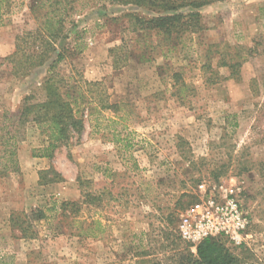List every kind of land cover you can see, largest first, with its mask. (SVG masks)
I'll return each mask as SVG.
<instances>
[{
  "label": "rangeland",
  "instance_id": "rangeland-1",
  "mask_svg": "<svg viewBox=\"0 0 264 264\" xmlns=\"http://www.w3.org/2000/svg\"><path fill=\"white\" fill-rule=\"evenodd\" d=\"M7 1L0 129L15 145L0 139V164L9 165L0 174V264H135L142 250L147 261L165 264L167 218L178 228L205 198L201 184L209 194L240 188L251 226L241 245L224 240L236 264H264V0L202 8L205 30L174 44L131 31L128 14L140 11L110 0ZM47 17L60 18L68 35L59 73L92 104L78 142L58 146L51 158L39 128L18 124L26 98L46 101L49 63L28 72L11 59L18 38L34 50L29 34L42 31ZM222 61L239 64L238 73ZM103 103L111 110L89 117ZM13 148L16 166L6 153ZM83 190L101 195V205H83L78 215L61 209L81 202ZM41 209L44 219L26 218ZM17 219H27L38 238H23Z\"/></svg>",
  "mask_w": 264,
  "mask_h": 264
},
{
  "label": "trees",
  "instance_id": "trees-1",
  "mask_svg": "<svg viewBox=\"0 0 264 264\" xmlns=\"http://www.w3.org/2000/svg\"><path fill=\"white\" fill-rule=\"evenodd\" d=\"M225 1L228 0H110L111 4L117 7H131V9L136 8L137 11H140L139 14H128L131 31L139 33L143 37L149 34L160 35L165 44L180 43L188 37L203 32L205 28L200 10ZM7 2L9 3L7 0H0V15L2 14V9L4 10L7 7ZM60 4H62L60 0H54V5ZM99 14L101 16L103 12ZM63 31L64 26L60 18L56 20L47 17L42 31L29 34V38L33 40L34 50L32 52L30 49L25 50L26 45L24 46V44L26 43L22 41V38H18L15 53L13 58H11L12 61L19 62V66L25 67L26 65L28 72L30 69H38L49 63V77L45 84L46 101L44 103L30 104V99L26 98L24 108L19 115L18 124L26 126L29 123H33L39 128L40 134L46 138L48 143V146L44 149V155L50 158L58 146L67 145L68 147L71 142H78L85 131L86 105L88 104L90 107L92 105L89 104L86 94L79 86L73 85L58 71L59 65L68 57V51L64 44L68 40V35H64ZM21 42H23V45ZM61 44L64 45L60 46ZM222 65L228 67L233 75L235 72L238 73L239 64L222 61ZM106 108L110 109L111 107L105 106L103 103L99 110L98 108L88 109L90 111L89 117L94 113L100 114ZM96 128H98V132L101 131L99 118L93 129ZM4 129H0L2 130L0 132H3L0 139L8 145H15V136H12L9 132L4 133ZM11 140L13 144H11ZM15 151L13 148L11 151L6 152L10 156L11 160L9 161L12 162L13 166H16ZM0 165L2 166L0 174H5L9 169L8 162ZM79 184L81 188L84 187L82 180ZM81 196V202H63L61 203V209L65 212L70 209L71 214L78 215L83 205H101V195L83 190ZM32 215H36L34 219L41 220L45 218L46 211L43 209L35 211L31 215H26V218L30 219ZM27 219L22 221V223L20 219L16 220L20 225L19 229L23 233L22 237L38 238V232ZM175 222L174 217L169 216L167 218V226L163 230L164 241L167 244L161 245L160 251L161 253L169 251L170 254L165 259V264L237 263L236 257L222 238L206 239L197 246L196 252H193L192 244L183 241L177 236ZM139 253L135 264H163L164 262L161 259L147 261L145 256L148 254L145 250L139 251ZM2 261V264H6V259Z\"/></svg>",
  "mask_w": 264,
  "mask_h": 264
},
{
  "label": "built area",
  "instance_id": "built-area-1",
  "mask_svg": "<svg viewBox=\"0 0 264 264\" xmlns=\"http://www.w3.org/2000/svg\"><path fill=\"white\" fill-rule=\"evenodd\" d=\"M209 194L206 184L199 186L202 202L186 210L178 223L179 237L192 244V251L209 238H222L241 245L251 220L241 203L242 192L236 184L222 186Z\"/></svg>",
  "mask_w": 264,
  "mask_h": 264
}]
</instances>
